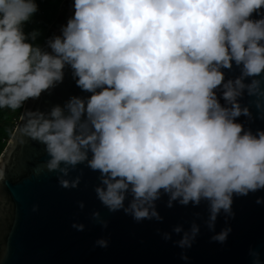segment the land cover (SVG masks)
I'll return each instance as SVG.
<instances>
[{
    "label": "clouds",
    "instance_id": "obj_1",
    "mask_svg": "<svg viewBox=\"0 0 264 264\" xmlns=\"http://www.w3.org/2000/svg\"><path fill=\"white\" fill-rule=\"evenodd\" d=\"M69 9L41 42L42 29L28 28L40 23L38 0H0V110H21L10 143L42 145L47 159L33 173H55L61 188H78L80 165L98 173L102 207L137 223L162 222L165 196L169 209L203 204L206 217L160 233L179 236L172 243L187 264L201 224L223 244L233 198L264 190V129L248 126L252 107L264 120V0H70ZM66 71L82 94L46 111L26 107ZM8 163L0 157V182ZM90 219L108 226L98 210ZM108 244L101 237L94 247ZM248 256L264 264L257 249Z\"/></svg>",
    "mask_w": 264,
    "mask_h": 264
},
{
    "label": "water",
    "instance_id": "obj_2",
    "mask_svg": "<svg viewBox=\"0 0 264 264\" xmlns=\"http://www.w3.org/2000/svg\"><path fill=\"white\" fill-rule=\"evenodd\" d=\"M60 9L62 24L70 15V9L69 6L64 9L63 2ZM58 26L52 33L58 32ZM227 75H238V72H227ZM80 94L66 71L63 83L50 95L42 93L39 99H30L26 107L46 111ZM249 99L245 96L242 103ZM251 111L254 120L248 126L253 131L264 129V120L255 119V107ZM245 119L241 116L238 121ZM10 141L11 135L0 153V157L9 161L6 180L0 182V254L3 255L0 264H186L180 259L181 249L172 243L179 236L173 234L172 240L165 241L160 233L171 232L176 224H183L187 229L197 212L206 217L203 204L198 207L174 204L169 209L165 206V196L157 202L162 222L144 220L137 223L122 211L109 213L102 207L93 191L98 173L80 165L78 169L83 170V176L78 188H61L55 173L46 170L33 173V168L47 159L42 145L28 141L16 146ZM76 174L71 173L72 176ZM257 197L264 198V190L233 198L234 217L228 220L232 231L223 244L211 241L213 233L201 224L200 234L186 251L187 264H250V247L257 249L264 261V203L257 204ZM78 201L84 202L83 210L78 208ZM34 204L38 205L36 212L32 211ZM94 210L108 220L107 228L91 221L90 213ZM73 222L83 223L85 229H73ZM196 222L201 223L199 219ZM223 227L225 221L220 215L215 232ZM101 237L109 240L108 247H94V242ZM3 246H6V254Z\"/></svg>",
    "mask_w": 264,
    "mask_h": 264
},
{
    "label": "rangeland",
    "instance_id": "obj_3",
    "mask_svg": "<svg viewBox=\"0 0 264 264\" xmlns=\"http://www.w3.org/2000/svg\"><path fill=\"white\" fill-rule=\"evenodd\" d=\"M63 0H38L39 3V9L40 12L38 16L34 19L36 21H45V17H49L51 14V9L48 7V4H54L57 7L58 10V16L60 14V5L62 4ZM41 25H44L41 24ZM40 24H32L29 25L28 28L32 27H39ZM21 110H17L16 112H12L9 109H3L0 110V125L2 126L3 130L0 129V150L3 149L6 146V143L8 141V137H10V131L12 128H14V125L16 124L18 120V116L20 114Z\"/></svg>",
    "mask_w": 264,
    "mask_h": 264
},
{
    "label": "trees",
    "instance_id": "obj_4",
    "mask_svg": "<svg viewBox=\"0 0 264 264\" xmlns=\"http://www.w3.org/2000/svg\"><path fill=\"white\" fill-rule=\"evenodd\" d=\"M69 3H70V0H63L64 9L67 6H69ZM48 7L51 9V14H50L49 17H45V21L44 22L40 21V23H39L40 26L38 27V28L42 29V31H43V36L41 37V42L43 41L44 37L52 34V29L53 28L57 27L63 21V16H58V13H57L58 10H57L56 5L49 3ZM39 12H40V10H39ZM38 14L34 17V19L38 16ZM43 23H44V25H41ZM0 129L3 130L1 125H0ZM12 130H13V128H12ZM11 131H10V133H11ZM8 139H9V137H8ZM2 150L3 149L0 150V153H1Z\"/></svg>",
    "mask_w": 264,
    "mask_h": 264
}]
</instances>
